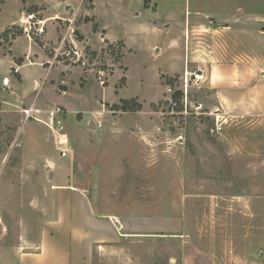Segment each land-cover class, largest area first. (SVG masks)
Returning a JSON list of instances; mask_svg holds the SVG:
<instances>
[{"label":"rangeland","instance_id":"1","mask_svg":"<svg viewBox=\"0 0 264 264\" xmlns=\"http://www.w3.org/2000/svg\"><path fill=\"white\" fill-rule=\"evenodd\" d=\"M155 2L162 17L168 11L174 14L179 29L199 9L248 12L232 21L224 16L203 20L212 23V32L199 33L191 26L185 47L191 50L201 40L207 54L211 52L208 65L242 66L255 79L264 78V0ZM256 6L263 15H256ZM51 9L52 0H0V264H16L18 253L36 249L41 223L46 216H57L53 189L59 186L88 195L95 214H118L134 230L151 233L93 249L98 232L116 237L115 231L101 218L86 221L87 205L68 195L76 214L74 233L64 235V221L40 264H85L83 257L91 250V264H264V113L226 114L208 69L206 80L190 83L186 101L172 107L164 87L181 73L155 76L156 69L170 68L172 57L165 48L153 55L149 43L137 38L127 56L129 74L118 46L87 47L95 54L105 51L104 58L113 52L111 63L100 64L106 73L103 85L78 67L79 76L65 83L64 72L57 70L46 80L49 88L39 93L42 81L24 85L8 53L12 55L14 39L23 42L27 35L42 47L39 35L52 22L47 15ZM31 13L34 23L26 29L23 19ZM69 21H63L65 26L61 19V37ZM165 34L169 30H162L160 40L165 41ZM44 51L49 54L51 48L47 45ZM22 58L16 56L14 62L20 64ZM186 68L195 71L198 66ZM39 99L42 106L63 109L70 157L59 158L49 129L25 117L24 110L40 104ZM124 100L133 107L120 108ZM215 115L222 120L219 131ZM61 249L68 251V259Z\"/></svg>","mask_w":264,"mask_h":264},{"label":"crops","instance_id":"2","mask_svg":"<svg viewBox=\"0 0 264 264\" xmlns=\"http://www.w3.org/2000/svg\"><path fill=\"white\" fill-rule=\"evenodd\" d=\"M258 8L259 7L256 6V15H263V10L259 11ZM235 9L236 8H233L229 11L222 9L217 13L208 11L200 12L199 9L196 11L197 15L193 17L189 15L188 20L184 22L183 28L179 29L178 26L174 25L176 21L173 17L174 14L168 11L165 13V16L162 17L157 10V3L155 0H52V9L47 14L52 22H50L46 29L43 30V33L39 35L41 36L39 41L44 43L42 47L39 46L38 43L32 41L33 38L30 37V35L24 37L23 42L22 38H16L13 40V44L9 49L12 55L8 53V61L9 63L13 62L18 67L24 85H30L32 87V82L36 84L42 81L39 93L49 88L48 85H46V80H51L52 76L58 72L57 70L64 72V80H61L64 83L66 79L71 76H79L80 70L78 67L67 68L61 65L60 62H54L52 64L55 55L54 49L58 47L61 35L65 31V28L62 29L60 27V24L64 23L65 20H72L70 22H72V26H74L76 33L75 40L78 44L84 45L92 50H99L105 44L115 47L118 46L123 53L121 63L126 67V74L130 72L127 56L133 52L132 45L137 38L141 43H149L153 55H157L163 51L165 52L166 49V54H170L169 56L172 57L169 64L170 68L156 69L154 71L155 76L182 74L184 68L188 66V64H196L198 68L203 69L204 72L208 69V80L215 88L216 94L221 98V105L225 104L226 114H230L231 116H235L237 113L242 115H249L252 113L263 114L264 81L262 79L264 78L255 79V77L248 75L247 71L244 67L242 68V66L239 67L240 69L235 68V70H233L232 65L225 68H219L217 64L208 65V62L212 59L211 52L208 50L209 53L207 54V50H204L201 40H199L196 47L191 48V50L185 47L186 42L184 36L186 31L190 30L191 26H193V30L199 33L212 32L214 30L210 25L212 23H208L209 25H207L203 20L206 19V21L210 22L212 21L210 18L224 16L228 17L229 21H232L237 20L238 17L242 18L243 15L249 14L248 12L243 14L241 11ZM248 9L247 7L246 11H248ZM64 25L67 26L65 23ZM228 27L233 26L228 25ZM163 29H165V33L169 30V34H165V41L160 40ZM241 31H243L242 26ZM152 36L156 39L152 38ZM47 45L51 48L49 54L44 51ZM213 55L216 57L215 53ZM16 56H24V58L20 60V64L14 62V57ZM48 63L51 65L42 68L43 64ZM38 65L41 66V68L37 67ZM25 77L28 80H25ZM35 87L36 86L33 85V90H35ZM38 101L40 104L36 103L34 105L42 110L50 106L47 104L45 105L46 107L42 106V99ZM41 115L44 116V114ZM50 190H52V185L50 186ZM53 192L55 193V198L58 194L56 198L57 216L55 215L53 220L52 218L48 220L46 216L40 225L36 249L18 253L15 258L16 264L18 260L20 264H40L39 258L47 254L46 248L51 251L50 241L53 239V235L59 233L61 226L64 225V221L67 228L64 235H66V233L68 235L74 233L73 218H75L74 215H76L72 202L74 198L87 205L89 211H85L84 219H87L86 221L89 222L92 219L101 218L115 231L116 237L98 232L99 236L96 239L97 243L93 246V249L98 245L117 243L121 238L128 236L150 235L151 233L134 230L128 219L125 218L126 222H124L122 216L118 214H95L89 207L91 200L88 195L84 194L76 187H54ZM68 195L72 196V201L71 198H68ZM65 198L68 199L65 200ZM62 199H64V201ZM50 202L49 200V211H52ZM64 214L68 215L66 219L64 218ZM114 220L120 223L119 228L116 227ZM62 222L63 224H61ZM45 225L48 227L46 228ZM110 237H113L112 240H110ZM61 250L63 251V259H68V251L66 249ZM93 251L91 250L87 255H83L85 264H91Z\"/></svg>","mask_w":264,"mask_h":264},{"label":"built area","instance_id":"3","mask_svg":"<svg viewBox=\"0 0 264 264\" xmlns=\"http://www.w3.org/2000/svg\"><path fill=\"white\" fill-rule=\"evenodd\" d=\"M34 18L35 15L31 13L23 19L24 24H26V29L31 28V25L34 23ZM69 23L72 22L69 21ZM71 25L72 24L69 25L67 33L60 38L58 47L54 49L55 55L52 64L54 62H63L68 65L77 66L84 73L95 75L96 79L99 80V83L103 85L106 73L104 69L100 68V64L106 62L111 63V59L114 58L113 52H110L112 58L110 53L107 54V58H104V53L106 54L105 51H97V54L89 52L87 47L78 44L74 39L73 35H75V29ZM39 31L41 32L42 28H40ZM113 48H115V46H113ZM102 59L106 61H102ZM173 80L175 81L165 84L164 92L167 94L165 100L172 107H175L177 106L178 101H186L189 84H199L204 82L206 76L203 69L197 68L195 71H189L185 67L182 74L177 77V79L173 78ZM36 86H38V83ZM177 92L180 93L179 98L175 97ZM24 114L27 119L33 117L35 120L42 122L49 129L59 158H68L72 155L73 149L69 136L64 129L63 109L60 106H48L46 109L42 110L32 104L28 109L24 110ZM33 114H44V118L34 117ZM215 117L217 120L215 122V130L219 131L222 129V120H219L217 115H215ZM100 126V123L96 124V127ZM47 165L52 166V162H48Z\"/></svg>","mask_w":264,"mask_h":264},{"label":"trees","instance_id":"4","mask_svg":"<svg viewBox=\"0 0 264 264\" xmlns=\"http://www.w3.org/2000/svg\"><path fill=\"white\" fill-rule=\"evenodd\" d=\"M180 93L177 92V96H179ZM133 107V105H131V102L128 100H124L122 101V106L120 108H122L123 110H128L129 108Z\"/></svg>","mask_w":264,"mask_h":264},{"label":"water","instance_id":"5","mask_svg":"<svg viewBox=\"0 0 264 264\" xmlns=\"http://www.w3.org/2000/svg\"><path fill=\"white\" fill-rule=\"evenodd\" d=\"M90 126H91V127H95L93 121H90ZM114 223H115L116 227H118V228L120 227V223H119L117 220H114Z\"/></svg>","mask_w":264,"mask_h":264}]
</instances>
